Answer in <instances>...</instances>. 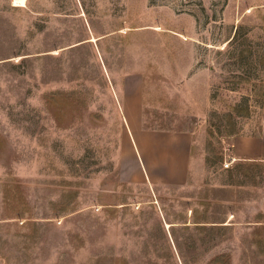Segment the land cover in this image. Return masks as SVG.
<instances>
[{
	"label": "rangeland",
	"instance_id": "rangeland-1",
	"mask_svg": "<svg viewBox=\"0 0 264 264\" xmlns=\"http://www.w3.org/2000/svg\"><path fill=\"white\" fill-rule=\"evenodd\" d=\"M137 76L164 110L208 96L173 119L199 124L200 185L127 178ZM263 87L264 0H0V264H264V224L224 225L208 190Z\"/></svg>",
	"mask_w": 264,
	"mask_h": 264
},
{
	"label": "crops",
	"instance_id": "crops-1",
	"mask_svg": "<svg viewBox=\"0 0 264 264\" xmlns=\"http://www.w3.org/2000/svg\"><path fill=\"white\" fill-rule=\"evenodd\" d=\"M177 90L172 88L168 95L176 96ZM261 97L258 128L254 132L229 133L234 134L223 147V163L230 156L234 159L229 166L223 165L210 175L209 204L211 208L222 205L224 225L264 224V87ZM195 99H191L190 113L164 110V101L152 87H145L142 76L130 80L119 100L129 152L127 178L153 189L201 184L205 168L200 144L195 141L199 124L173 122L176 115L187 119L209 106L207 95L202 103Z\"/></svg>",
	"mask_w": 264,
	"mask_h": 264
},
{
	"label": "bare ground",
	"instance_id": "bare-ground-1",
	"mask_svg": "<svg viewBox=\"0 0 264 264\" xmlns=\"http://www.w3.org/2000/svg\"><path fill=\"white\" fill-rule=\"evenodd\" d=\"M26 2V0H14V5H24ZM92 39H95V37H93ZM169 223V222H168ZM166 223L167 226H169L170 224ZM170 227V226H169Z\"/></svg>",
	"mask_w": 264,
	"mask_h": 264
},
{
	"label": "built area",
	"instance_id": "built-area-1",
	"mask_svg": "<svg viewBox=\"0 0 264 264\" xmlns=\"http://www.w3.org/2000/svg\"><path fill=\"white\" fill-rule=\"evenodd\" d=\"M233 159H234V157H233V156H230L229 160H227V161H225V162L223 163L224 166H225V167L229 166L230 163H231V161H232Z\"/></svg>",
	"mask_w": 264,
	"mask_h": 264
}]
</instances>
